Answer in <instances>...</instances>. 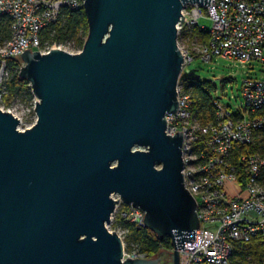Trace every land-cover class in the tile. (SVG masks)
I'll use <instances>...</instances> for the list:
<instances>
[{
	"label": "water",
	"instance_id": "1",
	"mask_svg": "<svg viewBox=\"0 0 264 264\" xmlns=\"http://www.w3.org/2000/svg\"><path fill=\"white\" fill-rule=\"evenodd\" d=\"M84 1L81 51L21 54L20 77L38 98L33 127L20 131L0 110V264H160L167 255L180 264L200 221L182 173L183 132L168 135L165 116L197 74L183 72L182 11L211 0ZM118 193L173 251L124 258L109 229Z\"/></svg>",
	"mask_w": 264,
	"mask_h": 264
},
{
	"label": "built area",
	"instance_id": "2",
	"mask_svg": "<svg viewBox=\"0 0 264 264\" xmlns=\"http://www.w3.org/2000/svg\"><path fill=\"white\" fill-rule=\"evenodd\" d=\"M84 0H0V23L9 22L8 36L0 35V110L19 119V130L33 127L38 119V98L32 100L13 97L7 101L9 62L21 58L26 50L42 54L55 49V43L44 40L43 30L58 24L64 9L84 7ZM184 22L178 23L179 35L194 37V29L205 30L200 20L207 16L211 22L208 40L196 42L191 51L179 46L184 55V67L195 60L212 61L214 56L231 60L260 61L264 64V0H211L210 4L190 3L182 11ZM184 41H186L184 39ZM81 51V50H79ZM264 72V70H263ZM243 100L238 111L215 101V120L202 124L193 111L194 96L181 82L178 86V111L166 114V132H183L182 171L185 187L197 199L200 226L196 241L185 242L179 249L180 264H231L238 242H250L255 236L264 238V184L260 177L264 169V155L257 151L240 155L242 174L233 162L236 145H251L257 133L264 128V75L243 80ZM31 86V84H30ZM32 89V87H31ZM237 183L247 190L246 197L229 198L226 185ZM111 217L109 229L121 236L124 247L130 233L125 223L138 229L148 228L146 212L127 204L121 195ZM124 258H150L133 244ZM126 249V247H125ZM174 249V247H173ZM173 249L171 251H173Z\"/></svg>",
	"mask_w": 264,
	"mask_h": 264
},
{
	"label": "trees",
	"instance_id": "3",
	"mask_svg": "<svg viewBox=\"0 0 264 264\" xmlns=\"http://www.w3.org/2000/svg\"><path fill=\"white\" fill-rule=\"evenodd\" d=\"M64 14L59 20L58 24L48 26L43 30L44 40H48L50 44L53 43H66V41H74L76 45L83 49L84 43L88 38L89 22H87V14L83 8L76 10L64 9ZM10 32L9 22L1 21L0 35L8 36ZM194 37L187 33L179 35L178 40H187L192 43L194 38L201 41H207L209 30H201L195 28ZM23 61L19 58H13L9 62L11 76L7 81V90L9 95L7 101L13 97H21L22 99L32 100L34 94L32 92L30 81L20 77L21 67ZM197 73V72H196ZM198 74V73H197ZM193 75L191 78L183 79L181 82L185 89L194 96L193 111L196 118L202 123H208L215 120L216 110L215 101L218 99L212 95L211 86L206 85L207 80L201 79V76ZM216 86V85H215ZM215 88V87H214ZM229 106V105H226ZM232 108L231 106H229ZM235 156L233 162L239 166L243 165L240 162V155L243 153H252L257 151L264 155V128L257 133L255 141L251 145H236L234 148ZM240 181H245V175L242 174L240 169ZM260 181L264 184V169ZM130 228V233L126 239V250L131 253L135 244L141 252H147L150 258H155L163 251H171L174 247L172 239L169 236L161 239L154 231L149 228L142 227L138 229L131 224L125 223ZM231 264H264V238L255 236L250 242H238L234 249V254L231 259Z\"/></svg>",
	"mask_w": 264,
	"mask_h": 264
},
{
	"label": "rangeland",
	"instance_id": "4",
	"mask_svg": "<svg viewBox=\"0 0 264 264\" xmlns=\"http://www.w3.org/2000/svg\"><path fill=\"white\" fill-rule=\"evenodd\" d=\"M199 25L211 30L212 22L207 16H203ZM193 35H195V33ZM196 42L202 43L199 39H197ZM196 42L188 43L187 40H181V46L191 51L197 46ZM55 47L72 53H78L81 49L79 45H76L74 41L70 40L66 41V43H56ZM192 69L197 70L202 81H210L206 85L211 86L213 89L212 95L218 98L224 105L231 106L235 112L239 110L243 100L241 94L243 80L249 78V76L260 78L264 75V64L260 61H248L244 63L237 59L231 60L220 56H214L212 61L202 62L200 60H195L191 62V65L185 66L183 72H190ZM226 191L230 199L239 196L246 197L247 195L245 187H241L237 183L227 184ZM171 258L170 255H167L160 264H172Z\"/></svg>",
	"mask_w": 264,
	"mask_h": 264
}]
</instances>
